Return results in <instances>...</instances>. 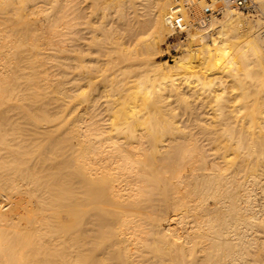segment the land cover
<instances>
[{
  "label": "bare ground",
  "instance_id": "6f19581e",
  "mask_svg": "<svg viewBox=\"0 0 264 264\" xmlns=\"http://www.w3.org/2000/svg\"><path fill=\"white\" fill-rule=\"evenodd\" d=\"M172 6L0 0V264H264L256 57L225 37L155 60Z\"/></svg>",
  "mask_w": 264,
  "mask_h": 264
},
{
  "label": "rangeland",
  "instance_id": "374dc122",
  "mask_svg": "<svg viewBox=\"0 0 264 264\" xmlns=\"http://www.w3.org/2000/svg\"><path fill=\"white\" fill-rule=\"evenodd\" d=\"M181 1L183 3H186V5H187L186 9L184 10V15H185V19L190 24V29H189L188 33L185 34L183 37L172 36V31H170V30H169L170 32L168 31L169 33L165 32L164 35L162 34L163 36L160 35V37L157 38V40L159 42L158 43L159 46L156 50L155 49L153 50L154 52L152 54L153 58L155 60H159L160 63L171 62L174 58L180 57L181 55H182V57L188 56L187 54L190 53V51H188L189 45H198V44L200 45V44H206V43L210 47L215 49V52L217 54L218 53V51H217L218 45H216L214 43V40H217V41L222 40V39L226 40V38H227V40H229L228 43L230 46H233V44H235V43H240L242 46H244L246 48V50L250 56L256 57L255 59H253L251 65L248 67V70L250 73L249 77H247V78H249L248 80L253 81V82L260 80V79L264 80V46L261 47L260 41L258 39H256L255 37L250 36L251 34L248 37H246V39L238 40L235 37V35H236L235 33H237V32H236V30H234L235 26H236V24L234 23V20H237L239 18L240 20L242 19V20L250 21L251 23L252 22H254V23L258 22V24H260L259 25L260 28L263 31L264 30L263 29L264 28V0H253L257 4V9L254 12H242V11L233 9L231 7H227V6L223 5L221 0H216V1L215 0H213V1L212 0H181ZM207 7H211L213 9H216V8H223V9H221V12L219 15H212L210 20L207 21L206 24L204 25V24L200 23V18H201V16H203V11ZM223 26H224L225 31L227 32V34H225L224 36L222 35L223 33H219V34L217 33L218 28L221 29V27H223ZM226 26H227V29H226ZM233 31H235V33ZM148 32H147V34L142 35L141 38L143 40H147L149 38L151 39L152 37H156L158 35L156 30H153V29L151 31L149 30ZM199 34L202 37H200ZM229 34H230V36H229ZM205 35H207V36H205ZM228 37H230V38H228ZM203 38L205 39V41L207 40L206 43H205ZM253 42H256V44H252ZM155 52H157L156 55H155ZM207 68L212 69V67H208V64H206V66L204 65V67H202V66L197 67L196 70L198 71V69H199L200 72H202V71L205 72L207 70ZM177 70H179V69H177ZM175 72L177 73L178 71H175ZM175 72L173 71V73H175ZM190 74L191 73H189V75L184 74L183 77L186 76V78L184 77V78H182V80L180 79L178 82L176 81L175 83H178V84L181 83L182 84V82L183 83L185 82V84H187L189 82H192L193 77L195 78L194 74H196V73H194L192 75H190ZM189 77H190V79H189ZM186 79L188 82H186ZM194 80L195 79H193V81ZM215 87L216 88H212V90L213 89L216 90L219 88L218 85H216ZM213 92H211V94L209 93V95L212 96V94H214ZM260 95L261 96L263 95L262 98H264V90L260 91ZM196 96H198L197 93L194 96L188 94V96H186V98L190 101L191 99H193ZM255 97L256 96L253 93L250 95L249 98H255ZM200 98L207 99L208 97H207V94H205V95H201ZM225 100L222 102V104L224 105L223 107H225V104H226V107H225L226 109L229 110V108H230V110H235V111L237 110V108L233 107V106L235 104L239 103V101H240L239 98H236V96L232 95V96L227 97V99L225 98ZM229 101H231L232 103H230ZM250 102H251V100H250ZM227 105H228V108H227ZM207 107H206V109H203V110L208 111V112H217V109L220 108L221 106L218 105L217 102L216 103L213 102L210 106H208V104H207ZM255 108H257V107H255ZM243 113H245V110H243L241 112V114H243ZM213 114L215 115L217 113H213ZM234 114H236V112H234Z\"/></svg>",
  "mask_w": 264,
  "mask_h": 264
},
{
  "label": "built area",
  "instance_id": "2783aa9c",
  "mask_svg": "<svg viewBox=\"0 0 264 264\" xmlns=\"http://www.w3.org/2000/svg\"><path fill=\"white\" fill-rule=\"evenodd\" d=\"M221 2L227 7H231L242 12H254L257 9V4L253 0H221ZM186 6V3H183L180 0H173V6L167 16V24L172 31V36L183 37L190 29V24L187 22L184 15ZM221 9L223 8L213 9L211 7H207L203 11L200 23L205 25L206 22L210 20L212 15H219Z\"/></svg>",
  "mask_w": 264,
  "mask_h": 264
}]
</instances>
